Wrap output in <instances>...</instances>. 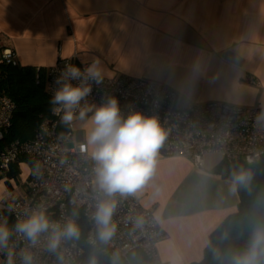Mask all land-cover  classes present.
<instances>
[{
    "label": "crops",
    "instance_id": "0c3cea01",
    "mask_svg": "<svg viewBox=\"0 0 264 264\" xmlns=\"http://www.w3.org/2000/svg\"><path fill=\"white\" fill-rule=\"evenodd\" d=\"M5 49L36 71L95 58L106 78L160 83L181 106L264 107V0H0V64ZM72 125V146L87 145L86 122ZM223 162L210 155L195 167L158 150L154 174L137 192L163 232L160 263L201 261L209 235L235 212L238 193L213 173Z\"/></svg>",
    "mask_w": 264,
    "mask_h": 264
},
{
    "label": "built area",
    "instance_id": "2783aa9c",
    "mask_svg": "<svg viewBox=\"0 0 264 264\" xmlns=\"http://www.w3.org/2000/svg\"><path fill=\"white\" fill-rule=\"evenodd\" d=\"M1 63L18 64L10 49L3 50ZM66 63L84 65L70 58L44 70L50 97L54 79ZM108 96L118 100L124 115L137 110L159 120L167 132L159 148L162 157L187 159L195 167H202L210 155L228 163H246V158L256 153L260 154L259 161L264 159V119H260L264 107L260 105L242 107L209 102L181 107L178 94L170 88L122 74L105 77L100 85L92 83L87 103L99 105ZM15 108L13 100L0 93V222L10 219L14 228L18 220L43 208L52 222L63 224L72 218L78 226L83 223L84 243L102 247L111 257L126 259L130 253L139 251L147 259L159 261L157 246L163 232L154 210L140 206L138 192L124 197L117 194L112 217L116 231L109 241H100L92 219L100 194L94 187V162L88 156L87 145L79 142L64 147V143L71 141L73 125L61 120L62 113L52 111L40 122L31 139L8 141ZM62 126L66 128L64 133ZM49 235L42 234L32 246L13 231L9 249L15 254V264H20L23 250L32 252L34 264H83L84 249L76 238L62 240L59 249L51 252L47 248ZM7 253L8 250L0 251L3 264H7Z\"/></svg>",
    "mask_w": 264,
    "mask_h": 264
},
{
    "label": "clouds",
    "instance_id": "9594fccd",
    "mask_svg": "<svg viewBox=\"0 0 264 264\" xmlns=\"http://www.w3.org/2000/svg\"><path fill=\"white\" fill-rule=\"evenodd\" d=\"M200 71L198 66L193 67L194 76ZM105 74L101 62L95 58L83 66L66 63L54 79L55 87L51 89L49 100L51 111L62 113L64 123L79 119L88 125V156L94 162V187L100 194L92 219L96 236L102 242L109 241L116 231L112 217L117 207V194L121 197L134 194L147 184L155 171L158 150L167 136L155 116L137 110L124 115L114 96H108L99 105L88 104L92 83L102 84ZM260 119H264V114ZM259 157V153L247 157L249 167L241 166L232 173L231 193L250 187L253 180L251 166L259 162ZM13 231L25 237L32 246L42 234L50 233L47 248L51 252L59 249L62 240L78 238L80 234L75 219L69 218L63 224L52 222L43 208L18 220L14 228L9 227L7 221L0 222V251L8 250L7 264H15V254L9 249ZM210 243L205 241L206 245ZM217 254H221L220 250ZM20 264H34L31 251L20 253ZM229 264H264V223L251 228L243 248L230 251Z\"/></svg>",
    "mask_w": 264,
    "mask_h": 264
},
{
    "label": "trees",
    "instance_id": "16d2710c",
    "mask_svg": "<svg viewBox=\"0 0 264 264\" xmlns=\"http://www.w3.org/2000/svg\"><path fill=\"white\" fill-rule=\"evenodd\" d=\"M38 76V78H36ZM44 70H34L0 64V93L10 97L15 103V113L7 140L28 141L34 135L40 122L51 113L50 96L46 91ZM241 166L249 167L243 161L223 162L214 174L231 180V175ZM253 180L248 189L238 191L239 203L235 212L229 214L209 235L210 245H206L203 258L190 264H229V253L233 249L243 248L251 228L264 223V159L251 166ZM9 227L12 221L7 220ZM80 234L76 238L83 247V264H162L147 259L139 251L125 258L111 257L102 247H92L84 243L85 227L79 225ZM11 238V237H10ZM220 250V255L217 254Z\"/></svg>",
    "mask_w": 264,
    "mask_h": 264
},
{
    "label": "rangeland",
    "instance_id": "374dc122",
    "mask_svg": "<svg viewBox=\"0 0 264 264\" xmlns=\"http://www.w3.org/2000/svg\"><path fill=\"white\" fill-rule=\"evenodd\" d=\"M181 106V105H180ZM182 107V106H181ZM73 131H75V130H73ZM70 146H72V143H64V147H66V148H68V147H70ZM0 264H3V261H2V259H0Z\"/></svg>",
    "mask_w": 264,
    "mask_h": 264
}]
</instances>
